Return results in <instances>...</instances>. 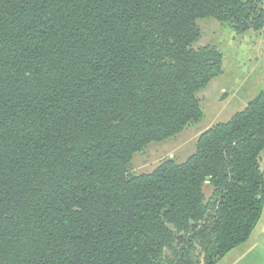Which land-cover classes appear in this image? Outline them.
Masks as SVG:
<instances>
[{"label":"trees","instance_id":"obj_1","mask_svg":"<svg viewBox=\"0 0 264 264\" xmlns=\"http://www.w3.org/2000/svg\"><path fill=\"white\" fill-rule=\"evenodd\" d=\"M206 18L261 31L264 0H0V264H217L249 239L264 87L187 159L132 171L204 116Z\"/></svg>","mask_w":264,"mask_h":264},{"label":"rangeland","instance_id":"obj_2","mask_svg":"<svg viewBox=\"0 0 264 264\" xmlns=\"http://www.w3.org/2000/svg\"><path fill=\"white\" fill-rule=\"evenodd\" d=\"M199 24L203 34L197 45L218 47L224 55V72L198 93L204 111L202 120L137 152L132 161L133 172L152 171L170 158L187 159L195 150L201 131L228 120L264 87V29L236 35L229 25L212 18L200 19Z\"/></svg>","mask_w":264,"mask_h":264},{"label":"crops","instance_id":"obj_3","mask_svg":"<svg viewBox=\"0 0 264 264\" xmlns=\"http://www.w3.org/2000/svg\"><path fill=\"white\" fill-rule=\"evenodd\" d=\"M217 264H264V209L249 239L230 251Z\"/></svg>","mask_w":264,"mask_h":264}]
</instances>
